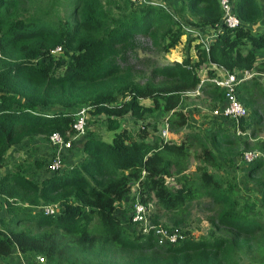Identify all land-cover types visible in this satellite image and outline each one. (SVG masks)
Here are the masks:
<instances>
[{"label": "trees", "instance_id": "trees-1", "mask_svg": "<svg viewBox=\"0 0 264 264\" xmlns=\"http://www.w3.org/2000/svg\"><path fill=\"white\" fill-rule=\"evenodd\" d=\"M228 1L239 19L231 29L221 23L220 0H176L175 15L156 1L0 0V168L11 147L47 140L57 148L49 140L53 133L72 138L79 107H88V125L101 116L113 129L120 119L161 111L167 130L176 133L186 124L178 107L199 85L202 65L264 74V59L256 56L264 51V26L250 28L261 18L259 2ZM181 25L216 32L207 50L187 35L193 56L157 63L139 39L166 54L184 34ZM56 47L66 60L54 74ZM38 57L43 62L36 64ZM198 94L210 108L223 103L224 89L216 84H200ZM234 94L246 116L233 129L216 126L207 138L188 131L176 141L162 133L150 139L144 125L133 138L120 128L109 141L85 138L63 169L53 156L49 162L57 158L58 168L40 180L24 166L0 172V264H20L16 254L25 261L41 257L43 264H264V220L241 213L227 175L205 167L258 152L245 178L261 190L264 205V85L252 75ZM142 99L150 104L141 105ZM190 157L197 161L192 170ZM132 185L131 210L135 201L147 207L148 223L182 230L198 207L212 235L180 234L175 243L158 244L131 213L122 218L116 211ZM45 205L58 212L37 210Z\"/></svg>", "mask_w": 264, "mask_h": 264}, {"label": "rangeland", "instance_id": "rangeland-1", "mask_svg": "<svg viewBox=\"0 0 264 264\" xmlns=\"http://www.w3.org/2000/svg\"><path fill=\"white\" fill-rule=\"evenodd\" d=\"M154 1L162 4L163 8L175 15L174 11L176 7V0ZM258 2L261 7V18L255 25L250 27L255 31H257V29L260 30V28L264 26V0H258ZM210 32L212 31H208L209 35ZM190 38L195 39V37ZM201 40L205 41L204 38H202ZM139 41L141 42V45L144 46L147 51H149L148 54H150L151 57L160 64L171 61L179 62L182 58V54H195L192 52V42H188V38H186L184 34L181 35L178 44L170 49L166 54L154 53L153 51L155 50L145 38H140ZM187 48H189V52L187 51ZM53 56L54 58L52 60H56L59 64L58 67H55L54 74L60 73L66 57L61 53V50L53 54ZM256 56L258 60H263L264 51L256 52ZM42 62L43 59H41L40 57L34 60V63L36 64ZM207 73L209 72L206 71V75ZM260 75L262 74H256L254 76L258 78V76ZM205 77L207 78V76ZM259 81L264 85V76ZM139 103L143 106H148L150 104V101L148 99H142L139 100ZM178 108L185 113L186 124L181 128L180 131H178V133L176 132L175 135L173 132H170L171 134L169 135V138L174 141L178 140L181 137L182 133L188 131H196L207 138L210 132L216 126H223L233 129L234 124L228 123L230 120L232 121V119L229 117H222L214 114L213 109L215 108H210L207 103L203 101V97L193 94H186L185 97L182 98ZM38 111L44 113H52V110L49 108H39ZM87 116L89 117L90 115L87 114ZM94 119L96 120L91 124H87L86 130L83 131L84 133L77 134L76 137L71 139V147L68 150L57 151L56 148L50 145L47 140H33L30 142H24L23 144H20L18 146H14L13 148L11 147L7 152L5 165L0 168V172L2 173L3 171L10 170L16 165L20 167L24 166L26 168L28 176L32 177L35 180H40L43 176H46L48 174V165L50 163L49 160L53 156L58 155L60 157V169H63L68 162H74L76 156H79L80 143L85 138H99L103 141H109L115 132L121 130L120 128H126L128 133L131 134L133 138H135V134L138 132V128L142 129V127L146 126L144 130L148 132L150 139H154L158 136H161V130L165 125V114L161 111H158L150 116L145 115L143 120H129L127 118L120 119L117 129L109 128L106 122H103L101 116ZM224 123H227V125L224 126ZM261 137L264 138V134H262ZM189 160V168L190 170H192L197 161L193 160L192 157H190ZM235 161L236 162H232L230 164L228 161H225L223 159L224 165L220 164L218 168L210 166L208 164H206L205 167L209 171H214L216 173L222 171V175H228L227 177L229 178L230 183H232L233 185V195L239 202L238 209L241 213L246 216H255L264 220V205L260 201L261 190L257 187L253 180H247L245 178L247 163L242 160L241 155H239L235 159ZM37 164H39L40 166L37 167ZM229 172H231L230 175L228 174ZM239 176L242 177L240 178L242 179L241 181H239ZM133 187L134 185H132L131 192L124 196L125 199L116 209V211H119L122 214V218L128 216L126 215L127 212L130 213L131 211L130 200L131 194L133 193ZM0 203H2L1 197ZM37 210H39V207ZM182 230H180V233L182 234L183 238H185L186 236L194 239L207 238L213 233L209 224L205 220L204 212L200 211L198 207L191 210L188 224L185 228H182ZM13 261L20 264H43L42 261H38L34 258H31L29 261H25L24 258L18 254L14 256Z\"/></svg>", "mask_w": 264, "mask_h": 264}, {"label": "built area", "instance_id": "built-area-1", "mask_svg": "<svg viewBox=\"0 0 264 264\" xmlns=\"http://www.w3.org/2000/svg\"><path fill=\"white\" fill-rule=\"evenodd\" d=\"M134 2H145V3H152L156 4L154 0H132ZM220 3L222 5V15H221V23L226 28H234L239 24V19L237 18L235 12H234V6L229 2L228 0H220ZM182 29L184 30V35H193L195 36L194 43H201V46L207 50V45L211 41V38L214 36L216 29H214L212 32H210V35L208 34V31H202V30H195L194 28H191L187 25H181ZM204 38L205 41H202L201 39ZM59 51V48L56 47L53 50H51V53L55 54ZM218 72H215L212 77H207L205 79H201L199 82V85L192 91L187 92V94H193L198 95L199 93V86L200 84H203L204 82H209L216 84L224 89V97H223V103L219 105L217 108L213 109V113L222 116V117H229L232 120L236 121L237 119L241 117H245L247 112L244 106L236 99L234 94V87L235 85L250 77L251 73L248 71L244 72H228L227 70L216 67ZM87 109L88 107L82 106L77 108L72 114H73V121L71 124L72 129L74 130V135L72 138L68 139L67 141H64L57 133H53L49 140L52 144L57 145L58 148H68L70 147L71 139L77 136V134L84 133L83 131L86 130L87 127ZM165 127L161 130L162 135L168 137V131ZM237 134L240 132L237 131ZM259 155L258 152L252 150V151H245L242 153L241 158L244 162L248 163L254 160ZM59 163L58 159H53L49 165L48 168L51 170H54L58 168ZM39 210L42 211L43 214L46 215H53L58 212V208L56 205H45L40 206ZM146 212L147 207H145L143 204L135 201L132 205L131 210V220L137 221L143 225V231L151 230L153 234L156 237V241L158 244L163 243H175L179 236H180V230L177 228H172L169 230V228H166L160 224H150L147 222L146 218ZM38 261H42L41 257H37Z\"/></svg>", "mask_w": 264, "mask_h": 264}, {"label": "crops", "instance_id": "crops-1", "mask_svg": "<svg viewBox=\"0 0 264 264\" xmlns=\"http://www.w3.org/2000/svg\"><path fill=\"white\" fill-rule=\"evenodd\" d=\"M209 31V30H208ZM210 31H211V29H210ZM193 45V44H192ZM193 56V55H192ZM181 58V57H180ZM258 59V58H257ZM217 66H215L214 64H211V63H209V64H204V65H202L198 70H197V74H198V76H199V78H200V80L201 79H205L206 77L205 76H207L206 75V71H212V74H214L215 72H218V70H217V68H216ZM204 71V72H203ZM202 74V75H201ZM201 75V76H200ZM264 76V74H262V75H260V76H258V79L260 80L262 77ZM228 120H230V119H228ZM229 124H234V121L232 120H230L229 122H228ZM224 126L225 125H227V123H224L223 124ZM234 127H235V124H234ZM178 133V132H177ZM171 133L170 132H168V137H169V135H170ZM176 133H174V135H175ZM180 134V133H179ZM179 134H177V135H179ZM237 134V133H236ZM237 135H240V136H242V137H244L246 134L245 133H239V134H237ZM56 148V147H55ZM56 150L57 151H63V149H58V147L56 148ZM220 159H221V157H219ZM235 159H236V157H233L231 160H232V162L234 163V162H236L235 161ZM221 165H224V163L222 162L221 163ZM226 169V168H225ZM219 173H222V171H219ZM230 173L231 172H229L228 174L230 175ZM243 174V173H242ZM231 175H233V174H231ZM228 176V175H227ZM240 178H242L241 176H239V181H241L242 179H240ZM132 189V188H131Z\"/></svg>", "mask_w": 264, "mask_h": 264}, {"label": "clouds", "instance_id": "clouds-1", "mask_svg": "<svg viewBox=\"0 0 264 264\" xmlns=\"http://www.w3.org/2000/svg\"><path fill=\"white\" fill-rule=\"evenodd\" d=\"M250 73H251V76L253 75H256V74H259V73H253V72H251V71H249ZM257 78V77H256ZM259 80V79H258ZM204 84V83H203ZM234 121V120H233ZM234 122H236V121H234ZM168 131V130H167ZM169 132V131H168ZM237 132V131H236Z\"/></svg>", "mask_w": 264, "mask_h": 264}]
</instances>
